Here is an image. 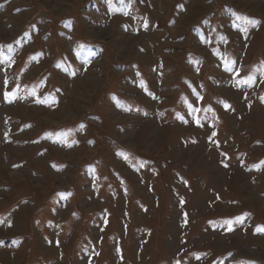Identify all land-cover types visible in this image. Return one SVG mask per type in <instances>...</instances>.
I'll return each mask as SVG.
<instances>
[{
    "label": "rangeland",
    "instance_id": "rangeland-1",
    "mask_svg": "<svg viewBox=\"0 0 264 264\" xmlns=\"http://www.w3.org/2000/svg\"><path fill=\"white\" fill-rule=\"evenodd\" d=\"M262 98L264 0H0V264H264Z\"/></svg>",
    "mask_w": 264,
    "mask_h": 264
},
{
    "label": "snow or ice",
    "instance_id": "snow-or-ice-1",
    "mask_svg": "<svg viewBox=\"0 0 264 264\" xmlns=\"http://www.w3.org/2000/svg\"><path fill=\"white\" fill-rule=\"evenodd\" d=\"M107 2H108V5H109L110 10H112V0H107ZM119 2H120L121 5H124V4H125V0H119ZM127 3H128V5L130 6V5L132 4V0H127ZM124 14H125V15H128V12L125 10V11H124ZM237 19H238V20H240V19H244V20H246V23H247V24H251V25H256V24L259 23V21L251 20V19H248V18H243V17H240V16H237ZM145 26H146V24H145ZM241 30L244 31V32H246V31H247V27L245 26V27L242 28ZM230 64H231V61H229V66L226 67V71H229V72H230V71L233 70V69L230 67ZM253 79H254V78L250 75V76L247 78V80L245 81V83H247L248 81H251V80H253ZM5 87H7V81H5ZM14 95H15L14 92L5 91V92L3 93V98H4L5 101L11 102V101H12V98L14 97ZM262 101H264V98H262ZM225 107H228V105H225ZM213 135H215V133H213ZM226 166H227V165H225V167H226ZM227 223L229 224V228H228V230L231 231V230H232V228H231V222L228 221ZM258 230H260V229H258ZM0 243H3V242L0 241ZM197 258H199V257H197ZM176 264H180V261H177ZM243 264H253V262H251V261H247V262H243Z\"/></svg>",
    "mask_w": 264,
    "mask_h": 264
}]
</instances>
